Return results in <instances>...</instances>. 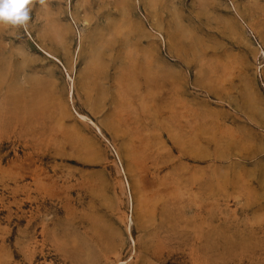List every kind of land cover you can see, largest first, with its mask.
Here are the masks:
<instances>
[{
    "label": "rangeland",
    "instance_id": "374dc122",
    "mask_svg": "<svg viewBox=\"0 0 264 264\" xmlns=\"http://www.w3.org/2000/svg\"><path fill=\"white\" fill-rule=\"evenodd\" d=\"M29 16L0 24V264H264V0Z\"/></svg>",
    "mask_w": 264,
    "mask_h": 264
},
{
    "label": "clouds",
    "instance_id": "9594fccd",
    "mask_svg": "<svg viewBox=\"0 0 264 264\" xmlns=\"http://www.w3.org/2000/svg\"><path fill=\"white\" fill-rule=\"evenodd\" d=\"M31 0H0V24L26 27Z\"/></svg>",
    "mask_w": 264,
    "mask_h": 264
},
{
    "label": "bare ground",
    "instance_id": "6f19581e",
    "mask_svg": "<svg viewBox=\"0 0 264 264\" xmlns=\"http://www.w3.org/2000/svg\"><path fill=\"white\" fill-rule=\"evenodd\" d=\"M262 52V51H261ZM263 54V53H262ZM47 56H50L49 54H47ZM51 57V56H50ZM82 119H84V117L81 116ZM97 131L99 132L98 128H97Z\"/></svg>",
    "mask_w": 264,
    "mask_h": 264
}]
</instances>
